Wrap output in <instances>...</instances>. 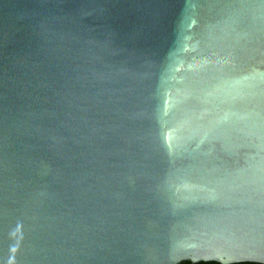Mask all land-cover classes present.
<instances>
[{"label":"water","instance_id":"obj_1","mask_svg":"<svg viewBox=\"0 0 264 264\" xmlns=\"http://www.w3.org/2000/svg\"><path fill=\"white\" fill-rule=\"evenodd\" d=\"M264 264V0H0V264Z\"/></svg>","mask_w":264,"mask_h":264},{"label":"trees","instance_id":"obj_2","mask_svg":"<svg viewBox=\"0 0 264 264\" xmlns=\"http://www.w3.org/2000/svg\"><path fill=\"white\" fill-rule=\"evenodd\" d=\"M180 264H263L258 262H251V261H241V262H233V263H221L219 261H197L193 262L191 260H183Z\"/></svg>","mask_w":264,"mask_h":264}]
</instances>
